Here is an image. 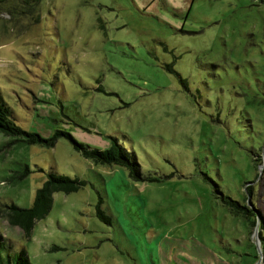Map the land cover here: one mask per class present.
Instances as JSON below:
<instances>
[{
	"label": "rangeland",
	"instance_id": "obj_1",
	"mask_svg": "<svg viewBox=\"0 0 264 264\" xmlns=\"http://www.w3.org/2000/svg\"><path fill=\"white\" fill-rule=\"evenodd\" d=\"M0 99L21 128L114 137L143 175L0 132V207L29 206L52 169L83 180L52 193L28 235L0 215L30 264H264V0H0ZM108 218L96 213L95 205ZM263 240V241H262ZM15 251V252H14Z\"/></svg>",
	"mask_w": 264,
	"mask_h": 264
},
{
	"label": "trees",
	"instance_id": "obj_2",
	"mask_svg": "<svg viewBox=\"0 0 264 264\" xmlns=\"http://www.w3.org/2000/svg\"><path fill=\"white\" fill-rule=\"evenodd\" d=\"M0 132L14 137V140H22L28 143H40L52 145L56 136L64 135L71 142L72 146L89 158L93 163H114L123 166L126 169L127 176L133 181H143L149 179V176L142 174L140 165L133 152L127 150L118 141L111 137L110 144L104 148L89 146L74 139L68 132L63 130H54L49 136H42L36 131L25 130L17 125L10 118V111L6 103L0 99ZM254 160L264 161V146L259 153L254 155ZM264 197V162L261 168ZM83 180L77 176H70L49 169L45 171V176L40 185L35 188L33 199L29 206H20L13 202L1 203L0 215L9 225L17 226L24 234L28 235L33 222L43 217L51 206L52 193L56 190L64 192L77 190L82 186ZM221 200L227 205L228 210L233 215H240L253 222L252 217L257 216L259 224L263 223L264 217L258 209L245 205L244 202L221 195ZM96 213L102 219L108 217L95 205ZM264 240V238H261ZM262 240V241H263ZM10 248L7 238L0 237V264H30L25 256L23 249L15 253H9ZM264 251V244H263Z\"/></svg>",
	"mask_w": 264,
	"mask_h": 264
},
{
	"label": "water",
	"instance_id": "obj_3",
	"mask_svg": "<svg viewBox=\"0 0 264 264\" xmlns=\"http://www.w3.org/2000/svg\"><path fill=\"white\" fill-rule=\"evenodd\" d=\"M263 162H264V161L262 160L261 165H263ZM256 219H257V216H256Z\"/></svg>",
	"mask_w": 264,
	"mask_h": 264
}]
</instances>
